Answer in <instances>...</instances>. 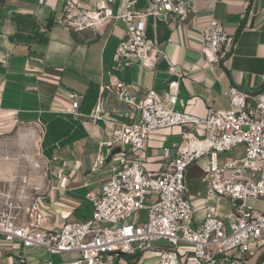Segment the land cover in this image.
<instances>
[{"label": "crops", "instance_id": "crops-1", "mask_svg": "<svg viewBox=\"0 0 264 264\" xmlns=\"http://www.w3.org/2000/svg\"><path fill=\"white\" fill-rule=\"evenodd\" d=\"M76 1L95 8L98 0ZM190 1L192 9L184 21L174 16L147 19V36L157 38L168 59L156 58L152 68L138 63L120 68L115 50L125 31L122 21L73 31L57 21L64 0H0V129L18 122L42 130L40 147L48 167L39 202L47 228L87 222L93 214L89 194L100 191L123 153L135 156L128 145L112 142L114 132L137 120L140 111L119 95V86L104 89L105 85L118 80L127 88L126 96L140 102L150 90L163 98L170 83L179 80L178 96L184 106L177 108L200 117L210 108H230L224 92L231 85L250 94L264 87V0ZM135 6L143 8L145 2L136 0ZM213 18L236 39L233 53L222 63L207 61L200 51L203 31ZM169 60L182 78L169 73ZM73 91L82 95L76 111H70ZM98 105L101 118L94 116ZM181 140L178 126L153 131L146 143L145 166L163 169ZM206 165L202 160L188 173L203 176ZM202 186L205 183L188 191L196 224L206 212V186ZM220 206L226 214V202ZM165 246L168 243L159 240L152 249L115 258V264H158L159 250ZM21 257L24 262L18 261ZM77 257L74 252L51 253L43 247L8 243L0 236V264H70ZM246 259L229 256L225 264H258L259 254L252 250Z\"/></svg>", "mask_w": 264, "mask_h": 264}, {"label": "built area", "instance_id": "built-area-1", "mask_svg": "<svg viewBox=\"0 0 264 264\" xmlns=\"http://www.w3.org/2000/svg\"><path fill=\"white\" fill-rule=\"evenodd\" d=\"M136 0H98L95 8H84L76 0H64L58 23L73 31L97 30L111 20H120L125 31L115 50L120 68L138 63L152 68L156 58L168 59L157 38L146 34L147 19L169 16L186 20L191 11L190 0H143L145 7L135 6ZM201 54L209 62H225L235 48L236 39L217 18L203 31ZM170 74L182 78L177 65L169 60ZM179 80L172 81L163 98L154 90L136 102L127 97V88L118 80L104 89L119 86V95L134 109L137 120L124 123L114 132L112 143L128 145L135 154L120 156L112 166V175L97 194H89L93 214L87 222H65L59 229L46 226L47 216L39 202L41 179L48 163L41 152L42 130H38V153L44 168L33 180L22 178L23 187L31 186L34 199L24 208L12 200V187L0 185L3 206L0 208V236L8 243L25 247H43L51 253L74 252L78 257L70 264H115V258L152 249L159 240L168 246L158 254V264H225L229 256L245 262L255 250L258 264H264V87L256 94L231 85L224 93L230 108H210L205 117L178 109L184 106L178 96ZM76 111L82 95L71 92ZM95 108V118H101ZM182 128V140L176 153L164 168L149 170L146 143L153 131ZM198 128H203L201 132ZM244 147L241 156H225L226 152ZM202 160L205 193V215L195 223L196 208L188 197V172ZM103 159H99L101 163ZM3 164H6L5 166ZM14 164L9 154L0 153V173ZM1 175V174H0ZM228 211L223 214L220 204ZM23 209V213H22ZM147 210V218L140 213ZM24 262V258L18 259Z\"/></svg>", "mask_w": 264, "mask_h": 264}, {"label": "rangeland", "instance_id": "rangeland-1", "mask_svg": "<svg viewBox=\"0 0 264 264\" xmlns=\"http://www.w3.org/2000/svg\"><path fill=\"white\" fill-rule=\"evenodd\" d=\"M38 135V130L31 124L9 122L0 129V153H9L14 158V164L10 168L6 166L0 173V185L6 186V190L9 186L12 187V200L18 206V209L27 206L35 196V191L31 186L23 187L22 178L28 176L33 180L41 175L45 168L41 166L40 155H38L40 152ZM243 151L244 147L240 146L238 149L226 152L224 155L241 156ZM202 177L199 175L194 178L193 175L190 176L188 173L187 179L190 192L194 191L195 184L204 183ZM202 187L205 188V186ZM251 203L255 207H264L261 201L252 200ZM2 206L3 204L0 205V208ZM147 214V210H142L140 213L141 220H145Z\"/></svg>", "mask_w": 264, "mask_h": 264}]
</instances>
